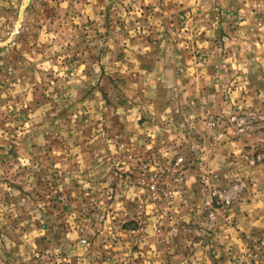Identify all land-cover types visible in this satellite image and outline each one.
<instances>
[{"label": "rangeland", "instance_id": "1", "mask_svg": "<svg viewBox=\"0 0 264 264\" xmlns=\"http://www.w3.org/2000/svg\"><path fill=\"white\" fill-rule=\"evenodd\" d=\"M0 264H264V0H0Z\"/></svg>", "mask_w": 264, "mask_h": 264}]
</instances>
